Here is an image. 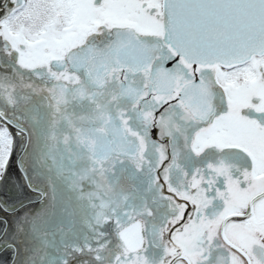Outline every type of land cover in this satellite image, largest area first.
<instances>
[{
    "label": "flooded vegetation",
    "instance_id": "obj_1",
    "mask_svg": "<svg viewBox=\"0 0 264 264\" xmlns=\"http://www.w3.org/2000/svg\"><path fill=\"white\" fill-rule=\"evenodd\" d=\"M124 1L0 0V170L53 207L35 236L29 199L0 205V264L20 241L30 264H264V55L189 63L162 0H133L134 19ZM121 29L147 43L133 66L102 56Z\"/></svg>",
    "mask_w": 264,
    "mask_h": 264
},
{
    "label": "water",
    "instance_id": "obj_2",
    "mask_svg": "<svg viewBox=\"0 0 264 264\" xmlns=\"http://www.w3.org/2000/svg\"><path fill=\"white\" fill-rule=\"evenodd\" d=\"M161 12L164 42L189 63L229 69L264 55V0H162ZM146 44L121 29L102 56L133 66Z\"/></svg>",
    "mask_w": 264,
    "mask_h": 264
},
{
    "label": "rangeland",
    "instance_id": "obj_3",
    "mask_svg": "<svg viewBox=\"0 0 264 264\" xmlns=\"http://www.w3.org/2000/svg\"><path fill=\"white\" fill-rule=\"evenodd\" d=\"M75 3L80 4L82 7H84L87 3V0H66L67 8H73ZM119 4L121 7H123L122 10L125 14V17L134 19L138 15L137 12L133 11L135 7L133 0H125L124 2L119 3ZM82 25H84V22H82ZM67 163L68 164L63 163L62 168L65 171L74 172L73 167L69 165L70 163L69 162ZM238 163L239 165H241V167L245 166L246 164L245 158L243 157V159H241ZM256 166L258 168H264V155L257 156ZM65 171L63 172L66 175ZM0 175H1L0 183L2 185H8L10 189L9 188L7 189H9V191H12V195H13L12 197L8 196L7 194L4 193L5 191H3L2 189L0 193L1 207L4 209H7V208L14 209L17 206L23 204L26 199H29L31 202L29 201L28 205H26L25 203L24 207L22 208L17 207V209L15 210H20V213L18 214L19 219L22 220L24 223H26L27 226H29V230L32 232V234H36L35 236H39L42 233L43 228L45 227L44 221L41 220L42 218H39V216H46V213H49L50 215L51 214L50 212H52L53 207L51 208L50 205H47L41 208L40 206L41 204L38 205L39 199H37V195L33 193H29L28 191H25L26 185L27 186L29 185L28 181L26 182L25 178L30 176L27 170L23 172L20 170L13 169L12 167L8 171L0 170ZM241 177L248 178L249 175L245 173ZM32 184H35V181H33ZM33 201H35V203ZM95 202H96L95 208L98 213L100 209L101 210L103 209L102 205H105V203L101 202L99 199H95ZM42 205H43V202H42ZM3 216L5 215L3 214ZM29 218L32 220V222L28 221ZM39 223L43 225L41 228H40ZM118 240H119L118 242L124 244L123 246L127 245L128 247L130 243L132 244L138 241V235L134 234L131 227L124 226L121 234L119 235ZM19 244H20V246L18 247L19 255L17 256L13 264H30L28 261H26V255L28 252H26L25 250V243L20 241ZM9 258H10V254L8 255L6 259L4 258L2 259V264H8Z\"/></svg>",
    "mask_w": 264,
    "mask_h": 264
}]
</instances>
